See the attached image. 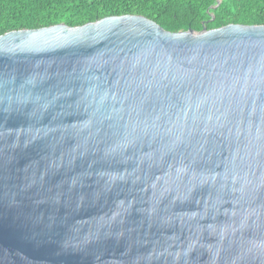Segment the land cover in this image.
I'll return each mask as SVG.
<instances>
[{
    "label": "water",
    "instance_id": "95a60500",
    "mask_svg": "<svg viewBox=\"0 0 264 264\" xmlns=\"http://www.w3.org/2000/svg\"><path fill=\"white\" fill-rule=\"evenodd\" d=\"M0 264H264V25L0 35Z\"/></svg>",
    "mask_w": 264,
    "mask_h": 264
},
{
    "label": "trees",
    "instance_id": "16d2710c",
    "mask_svg": "<svg viewBox=\"0 0 264 264\" xmlns=\"http://www.w3.org/2000/svg\"><path fill=\"white\" fill-rule=\"evenodd\" d=\"M0 0V35L110 16L140 15L164 30L199 32L229 24L264 25V0Z\"/></svg>",
    "mask_w": 264,
    "mask_h": 264
}]
</instances>
